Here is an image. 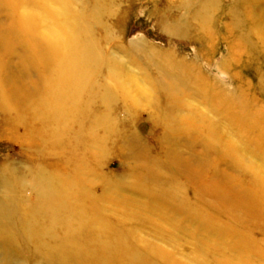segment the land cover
Wrapping results in <instances>:
<instances>
[{
    "label": "rangeland",
    "instance_id": "rangeland-1",
    "mask_svg": "<svg viewBox=\"0 0 264 264\" xmlns=\"http://www.w3.org/2000/svg\"><path fill=\"white\" fill-rule=\"evenodd\" d=\"M14 1L17 11L13 2L0 0L1 201H10H6V172L17 178V189L29 204L36 186L32 178L39 170L42 175L54 171L69 175L82 163L90 171L92 195H99L106 185L117 187L116 193L128 202V214L137 221L132 224L136 234L174 264H199L198 259L201 264H264L260 226L224 228L225 234L216 238L211 234V220L223 216L217 212L215 196L203 193L199 204L203 225L193 219V208L185 212V205L197 197L199 179L213 187H244L239 191H249L255 200L264 195L260 194L264 186L263 191L256 186V180L264 182V46L258 36L247 34L251 21L264 17V0L258 1L257 13L251 7L254 0H70L66 13L84 11L99 55L91 83L79 94L68 130L53 149L47 144L46 122L34 117L42 115L44 94L53 77L42 56H31L18 33L23 14L30 15L25 22L34 35L46 32L51 10L43 0ZM49 7L55 8L51 3ZM71 30L75 31V24L61 26L57 33L68 36ZM35 40L40 55L44 38ZM112 64L121 66L119 79L109 76ZM159 65L171 66L185 79L182 102L168 108L167 125L159 115L166 114L172 101L160 91L153 93L154 103L139 97L152 91L162 74ZM129 74L138 77V86L127 84ZM217 95L222 102L212 101ZM104 114L109 120L102 129L108 131L111 122L112 133L107 137L98 129L106 140L100 149L87 150L85 136L94 127L91 122ZM243 118L248 123H240ZM172 119L179 129L177 123L182 122L186 134L169 135ZM169 152L178 153L181 169L166 161ZM143 168L158 172L159 177L141 179L136 171ZM175 184L185 186L184 191ZM149 187L161 194L149 196ZM31 210L32 205H27L25 213ZM254 232L253 242L235 243ZM6 256L10 260L0 255V264H18V256Z\"/></svg>",
    "mask_w": 264,
    "mask_h": 264
},
{
    "label": "bare ground",
    "instance_id": "bare-ground-1",
    "mask_svg": "<svg viewBox=\"0 0 264 264\" xmlns=\"http://www.w3.org/2000/svg\"><path fill=\"white\" fill-rule=\"evenodd\" d=\"M258 1L254 0L251 6L256 13L257 8L260 7ZM6 2L8 4L13 2L14 9L17 11L18 5H15L14 0H6ZM43 3L48 10H51L48 15L49 29L40 36H37L35 32L34 35L32 26H28L29 24L25 22V18L30 15L23 14L26 17L19 16L18 33L23 36V42L29 48L31 56H42V62L48 64L47 71L53 77L49 91L44 94L42 112L38 111L42 115L36 116L35 114L34 116L46 122L49 132L47 144L53 149L59 146L62 137L68 130L66 126L69 125L75 114L70 111L77 107L79 94L91 83L89 80L95 74L96 67L94 68V66L98 62L99 54L89 27L85 24L84 11L67 14L65 5L69 4L70 0H43ZM49 3L53 4L55 8L50 9ZM96 11L95 6L93 14L97 15ZM96 15L91 16L92 22L96 19ZM69 18H72V23L69 22ZM258 18L256 21H251V27L247 34L258 36L260 44L264 46V17L259 20ZM73 24H75V31L71 30L68 36H61L57 33L61 26ZM36 37L44 38V47L40 51V55H37L39 50L35 45ZM117 67L122 70L121 66L117 64L111 65L110 78L115 79L121 75L117 74ZM157 69L162 74L152 85V91L150 90L147 95H138L149 100L150 103H154L151 101L153 93L160 91L170 100L169 102H173L165 108V115L161 113L159 115L160 120L167 125L169 109H173L176 104L179 105L182 102V88L185 86V79L174 72L171 66L159 65ZM137 80L138 77L134 75L129 74L125 77L127 84L134 82L136 85ZM135 89L138 91V88ZM53 91L55 93H52ZM212 101L219 103L223 101V98L221 95H217ZM232 105L229 106V110L236 104ZM251 114L258 115L257 112ZM107 119L105 114L94 117L91 122V126L94 125V127L90 128L96 131V135L93 134V130H88L85 136L87 150L90 148L100 149L106 138L109 137V133H112L111 120L109 121L110 131L102 129V126L108 127L109 119ZM246 121L247 118H243L240 123L246 124ZM171 122L173 128L168 126L169 135L186 134L182 122L177 123L181 125L182 129L174 127V119ZM98 129L99 132L102 129V133L108 134V136H99ZM172 130L174 131L171 133ZM130 143L128 142L127 146L131 145ZM129 147L131 148V146ZM169 153L167 154L169 158L166 161L171 160L170 164L173 161L174 166L181 169L182 161L177 159L179 158L178 153ZM229 155L233 154L229 153ZM235 162L240 164L238 159H235ZM192 166H196V164H192ZM87 170L88 168L82 163L75 167L72 174L69 175L56 171L42 175L39 172L43 171L39 170L37 176L32 178L36 181L34 183L36 186L32 193V202L29 204L23 199L22 190L18 191L17 189V178H14L11 172H6L9 177L5 179V183H8L6 184L8 187L6 201L9 199L10 201L7 203L0 199V255L7 259L9 258L6 254L11 257L12 255L18 256V264H34V261L37 262V260L39 264H164V261L168 262L167 264H174L170 259H166V256H162L160 249L150 244L149 246L144 244L143 239L136 234L132 224L137 221L132 220L131 213L128 214V202L116 193L117 187L106 185L99 195H92L90 190L92 184L88 183L90 171ZM191 171L193 173L194 169ZM136 172L138 176L141 174V179L159 177L158 172L145 168ZM196 175H189L188 179ZM196 181H198V190H195L197 197L194 198V202L185 205V212L193 208L195 212L193 219L203 225V210L199 207V204H203L201 202L203 193L207 196L209 194L215 196L218 202L217 212H223L222 217L211 220L213 223V227L210 228L211 234L215 238L222 237L224 228L241 230L242 228L260 226L264 235V195L255 200L252 199L249 191L245 189L239 191L244 187L231 188L223 184L213 187L203 183V179ZM256 181H258L256 186L258 185L257 187L261 190L264 182ZM175 186L181 192L184 191L185 186L177 184ZM11 188L14 189V193ZM147 190L149 196L161 194V191L155 187H149ZM27 205H32L30 213H25ZM112 208H117V211H113ZM149 222L151 223L150 227H154V220L150 219ZM256 239L254 232L245 238H236L235 243L239 245L249 241L253 242ZM241 258L244 259L242 256ZM197 263L201 264V260L198 259Z\"/></svg>",
    "mask_w": 264,
    "mask_h": 264
}]
</instances>
